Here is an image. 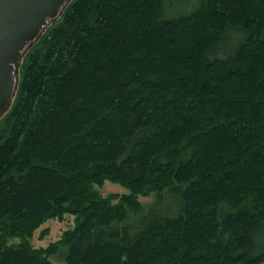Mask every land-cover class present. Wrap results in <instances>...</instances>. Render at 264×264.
<instances>
[{"label": "trees", "instance_id": "obj_1", "mask_svg": "<svg viewBox=\"0 0 264 264\" xmlns=\"http://www.w3.org/2000/svg\"><path fill=\"white\" fill-rule=\"evenodd\" d=\"M0 264H264V0H71L0 117Z\"/></svg>", "mask_w": 264, "mask_h": 264}, {"label": "water", "instance_id": "obj_2", "mask_svg": "<svg viewBox=\"0 0 264 264\" xmlns=\"http://www.w3.org/2000/svg\"><path fill=\"white\" fill-rule=\"evenodd\" d=\"M71 0H0V117L14 96L27 50Z\"/></svg>", "mask_w": 264, "mask_h": 264}, {"label": "rangeland", "instance_id": "obj_3", "mask_svg": "<svg viewBox=\"0 0 264 264\" xmlns=\"http://www.w3.org/2000/svg\"><path fill=\"white\" fill-rule=\"evenodd\" d=\"M97 190L102 196L110 193L117 195L125 192L124 188L118 186L117 184L110 183L107 181H105L100 187H98ZM151 199L152 197L139 198V200L142 203H147L151 201ZM70 224H71V217L69 216H65L61 221H56V220L46 221L41 226H39L37 230L34 231V234L31 238V244L34 247L46 245L49 241H53L57 239L61 231L69 227ZM42 228H47V234L42 239H38L37 234L39 230H41Z\"/></svg>", "mask_w": 264, "mask_h": 264}]
</instances>
